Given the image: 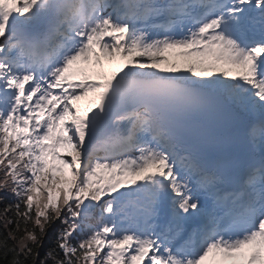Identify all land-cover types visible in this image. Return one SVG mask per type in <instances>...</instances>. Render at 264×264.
<instances>
[{
    "label": "snow or ice",
    "instance_id": "6c2138e0",
    "mask_svg": "<svg viewBox=\"0 0 264 264\" xmlns=\"http://www.w3.org/2000/svg\"><path fill=\"white\" fill-rule=\"evenodd\" d=\"M0 193V264H264V0H0Z\"/></svg>",
    "mask_w": 264,
    "mask_h": 264
},
{
    "label": "trees",
    "instance_id": "16d2710c",
    "mask_svg": "<svg viewBox=\"0 0 264 264\" xmlns=\"http://www.w3.org/2000/svg\"><path fill=\"white\" fill-rule=\"evenodd\" d=\"M0 195H4L7 200H11V194L10 193H0ZM4 206L3 202H0V209H2ZM60 226L59 221L51 225V227L48 230V235L45 237L43 241V247L40 249L41 256H43L44 252L52 245V238L54 237L56 230ZM2 226H0V231H2Z\"/></svg>",
    "mask_w": 264,
    "mask_h": 264
}]
</instances>
